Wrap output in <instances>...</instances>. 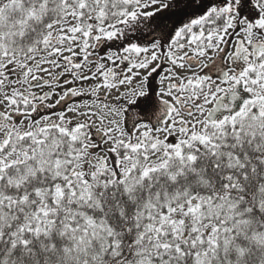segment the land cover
<instances>
[{
    "label": "snow or ice",
    "instance_id": "6c2138e0",
    "mask_svg": "<svg viewBox=\"0 0 264 264\" xmlns=\"http://www.w3.org/2000/svg\"><path fill=\"white\" fill-rule=\"evenodd\" d=\"M0 264H264V0H0Z\"/></svg>",
    "mask_w": 264,
    "mask_h": 264
}]
</instances>
